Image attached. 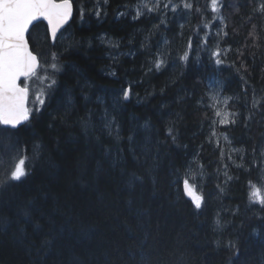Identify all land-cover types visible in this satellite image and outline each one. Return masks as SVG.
Segmentation results:
<instances>
[{"label":"trees","instance_id":"1","mask_svg":"<svg viewBox=\"0 0 264 264\" xmlns=\"http://www.w3.org/2000/svg\"><path fill=\"white\" fill-rule=\"evenodd\" d=\"M137 2L74 0L67 37L55 45L45 25L32 30L33 49L50 63L56 53L60 71L41 72L50 78L32 120L0 133L2 160L25 158L28 172L10 182L16 186L0 187V220L11 225L0 233V264H38L44 236L52 243L39 264H126L145 234L149 264H264V212L248 199L264 175V13L254 11L264 0H219L218 13L211 0H190L191 14L173 17H137ZM129 87L125 101L120 94ZM105 109L120 125L127 171L144 174L157 162L155 184L146 179L130 190L127 174L110 167L104 150L114 154L116 142L102 127ZM225 113L235 124L220 123ZM184 179L203 195L201 210L184 194ZM29 200L33 219L45 222L31 249L13 236ZM217 219L223 232L214 231ZM217 239H234L239 250L217 249Z\"/></svg>","mask_w":264,"mask_h":264},{"label":"snow or ice","instance_id":"2","mask_svg":"<svg viewBox=\"0 0 264 264\" xmlns=\"http://www.w3.org/2000/svg\"><path fill=\"white\" fill-rule=\"evenodd\" d=\"M106 3L107 0H104ZM171 4V0H169ZM181 4L185 9H191V3L187 0H181ZM169 5H164L167 8ZM143 7L147 9L148 12L158 11L161 7L159 0L149 7L147 3L143 4ZM178 5H172V11L177 10ZM209 7L213 13H218L220 9L219 0H211ZM80 18L83 19L85 15L84 8L81 6L79 9ZM254 11L264 13V3H260ZM94 14L99 17L100 12L95 11ZM143 13L137 11V17ZM73 16V3L72 0H0V125L6 126L10 129H17L23 122L29 120L30 109L27 107L29 88L27 85L21 87L18 81L21 77L28 80L36 75V69L39 67V62L37 55H34L29 48L28 40L26 39V33L29 31V26L33 24L34 21L44 20L47 21V28L51 32L52 40L55 42L58 40L57 32L64 25L68 24ZM136 18V17H134ZM222 19V17H221ZM163 23V21H162ZM207 27V25H205ZM61 35H63L61 33ZM190 46V45H189ZM215 56H219V52L214 53ZM115 59V57H112ZM182 60L187 61L189 59V54L186 52L184 56L181 57ZM52 62L50 64L53 73L59 72L60 69L55 61L58 60L56 53L52 54ZM217 65L221 64V61L217 59L215 61ZM163 65V61L156 62L154 67L156 70H160ZM115 75V73H112ZM56 83L55 79L51 80L48 85L51 88ZM120 98L129 101L131 98V87L123 89ZM100 103H103L101 98H97ZM36 103L40 106L44 105L45 100L43 94H38L36 96ZM258 105L256 102L253 103V107L256 108ZM36 111L39 112L40 108L36 107ZM217 116H221V113L217 111L215 113ZM227 113L224 114V118L220 120V123L235 124V119H228ZM232 116L237 115L232 113ZM102 127L107 129L108 137L112 138L115 142V153L111 148H105L104 155L109 160L110 167L117 168L121 175L127 174V179L125 186L134 190L137 185H142L145 183L146 179L151 180L155 184V170L158 167L157 162H153L149 167H146L144 174H138L135 171L128 172L125 164L126 158L123 156V149L120 147L119 141L122 139L120 125L116 122V118L113 116L111 120L108 119L107 109L104 111V116L102 118ZM82 125L85 133L89 131V122L87 120L82 121ZM215 135V133H213ZM168 136L171 137L173 143H175V135H173V130L168 129ZM128 143L130 145L129 152L132 153L133 161L137 164L140 163V157L135 151V141L132 135L128 136ZM228 137L225 135V140ZM99 142L100 138L96 137ZM231 143V141H229ZM14 162L8 168V175L5 179L0 180V187L5 185L16 186L10 182H22L23 179L28 175L25 169V158H13ZM4 163L0 160V165ZM237 167H242V165H237ZM227 176V173H225ZM228 179H232L228 177ZM251 184V181L249 182ZM184 194L188 195L194 208L199 211L205 203L203 195L194 194L195 188L189 184L188 179L183 180ZM219 188L220 186L217 185ZM223 192V189H220ZM249 204H259L260 211L264 212V193L262 189L255 185H252V190L249 194ZM133 201L129 199V207L133 206ZM35 212V206L33 201L29 200L25 207L21 210V215L23 217V223H19V227L13 233V236L18 244H21L29 249L36 245L37 237H40L44 233L45 222H42L39 218L33 219ZM219 215V214H218ZM264 220V217H259ZM25 224H31L32 232H28ZM11 225L6 220H0V233H5ZM225 225L221 224L220 219L216 220V228L214 231L223 232ZM49 231L51 229L49 228ZM148 240V235L145 234L144 239L140 241L136 250L132 248L128 249L129 261L126 264H137L136 255L137 252L141 254V260L139 264H149V261L144 257L143 252L145 250V242ZM51 240L44 236L43 239L39 241V247L36 248L38 254V264H39V253L48 249L51 246ZM217 249H223L228 253L235 254L239 249L237 247V241L234 239H229L226 242H222L220 239L213 241ZM74 264L78 262L74 261Z\"/></svg>","mask_w":264,"mask_h":264},{"label":"rangeland","instance_id":"3","mask_svg":"<svg viewBox=\"0 0 264 264\" xmlns=\"http://www.w3.org/2000/svg\"><path fill=\"white\" fill-rule=\"evenodd\" d=\"M164 1H166V0H164ZM144 3H147L148 6H150V5L153 6V5L156 3V0H138V2L132 6V10L134 11L135 14H137V11H140V12L142 11V7H143V4H144ZM159 3H160V5H161V7L159 8V10H161V9H165V7H163V6H164V5H168V4H165V3L163 2V0H159ZM175 5H178L177 9H182V10H185V11L188 10V9L183 8V6H182V4H181V0H179ZM168 7H171V9H172V5H171V6H168ZM168 7H167V8H168ZM143 8H144V7H143ZM145 11H147V10H144L142 13H144ZM154 12H156V11H154ZM154 22H156V19H154L153 23H154ZM63 37H67V35H64ZM163 59H165V56H164V55H163V58L160 57V58L158 59V62H159V61H164ZM27 84H28V82H27ZM32 105H33V102H32ZM34 106H38V107H40V105H38V104L36 103V100L34 101ZM2 141H3V138L0 139L1 144H2ZM0 160H2V157H0ZM3 161H4V163H3L2 165H0V169H1V170H0V180L5 179V177L8 175V174L6 173V171L2 170V168L5 166V160H3ZM259 187L262 189V193H264V175H263V179H262V182L260 183ZM195 194H198V193L196 192V190H195Z\"/></svg>","mask_w":264,"mask_h":264},{"label":"water","instance_id":"4","mask_svg":"<svg viewBox=\"0 0 264 264\" xmlns=\"http://www.w3.org/2000/svg\"><path fill=\"white\" fill-rule=\"evenodd\" d=\"M70 20H71V19H70ZM39 21H44V20L41 19V20H38V21H34L33 24L29 26V31H28V33H26V39H27L28 34H29L31 28L33 27V25H35V24H36L37 22H39ZM45 22L47 23V21H45ZM66 25H67V24H66ZM66 25H64L61 29L58 30L57 35H58V33H59L63 28L66 27ZM50 35H51V32H50ZM29 48H30V46H29ZM30 50H31V49H30ZM37 69H38V68H37ZM37 69H36V70H37ZM22 78H24V77H21L20 80H21ZM20 80L18 81V83L20 82ZM29 119H30V116H29ZM26 122H27V121H26ZM26 122H23L21 125H23V124L26 123ZM21 125H20V126H21ZM20 126H18V127H20ZM189 198H190V197H189Z\"/></svg>","mask_w":264,"mask_h":264}]
</instances>
